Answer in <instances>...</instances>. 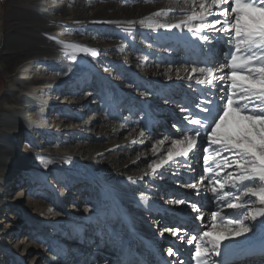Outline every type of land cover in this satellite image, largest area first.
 I'll use <instances>...</instances> for the list:
<instances>
[{
    "label": "bare ground",
    "instance_id": "1",
    "mask_svg": "<svg viewBox=\"0 0 264 264\" xmlns=\"http://www.w3.org/2000/svg\"><path fill=\"white\" fill-rule=\"evenodd\" d=\"M30 1L31 6L14 4L13 11L22 6L31 15V21L16 24L33 22L45 32L44 41L8 46L9 31L17 32L19 25H0V69L9 82L0 94V264H75L81 258V264H118L120 254L129 264L135 255L149 259L146 245L165 264L185 261L194 251L187 239L195 235L194 243H201L213 226V212L219 213L220 228L241 212L222 211L216 200L204 198L214 208L206 206L203 220H196L185 205L170 203L181 196L199 199L182 187L201 175L188 170L202 163L199 150L188 165L169 162L144 176L151 173L148 164L166 156L175 138L172 124L185 115L180 107L198 111L194 103L216 99L195 78L177 73L182 65L204 66L194 64L195 55L204 59V42L187 30L157 27L186 15L180 10L183 0ZM169 7L167 15H153ZM65 52H75L77 60ZM183 55H194V62ZM201 143L198 139V149ZM249 206L264 207L258 201ZM186 218L195 223V232L180 222ZM245 223L248 232L222 244L264 241V217ZM172 226L181 227L185 242L160 235ZM168 247L179 249L178 255L169 257ZM222 256L205 259L214 264ZM238 264H264L263 246Z\"/></svg>",
    "mask_w": 264,
    "mask_h": 264
},
{
    "label": "snow or ice",
    "instance_id": "2",
    "mask_svg": "<svg viewBox=\"0 0 264 264\" xmlns=\"http://www.w3.org/2000/svg\"><path fill=\"white\" fill-rule=\"evenodd\" d=\"M172 10L161 9L153 15H167ZM180 10L186 15L178 22L157 27L187 30L204 42L207 46L202 49L204 59L197 62L204 66L182 65L177 73L182 70L187 79L195 78V83L205 86V91L216 99L194 103L198 111L189 105L180 107L185 115L172 124L175 132L171 135L175 138L170 141L166 156L148 164L151 173L145 171L144 176L156 174L169 162L182 160L187 164L198 150L203 152L201 175L182 184L199 199L181 196L170 203L185 205L196 213V220L204 218L201 202L204 198L216 200L222 211L241 212V216L225 221L224 228L215 224L219 213L213 212V226L203 232L201 243H194L198 239L195 235L187 239V244L194 245L192 260L206 264L205 257L220 255L225 239L242 236L250 230L245 221L264 217V207L249 206L257 201L264 206V0H183ZM65 47L97 55L94 49L79 45ZM65 55L77 60L75 52ZM139 135L143 137L144 131ZM198 139L202 141L199 149ZM164 143L165 139L158 141L159 145ZM153 151L156 152L155 148ZM188 170L192 171L190 165ZM165 233L185 242L181 227H164L160 235ZM178 253L179 249L167 248L169 257ZM171 264L186 262L175 259Z\"/></svg>",
    "mask_w": 264,
    "mask_h": 264
},
{
    "label": "rangeland",
    "instance_id": "3",
    "mask_svg": "<svg viewBox=\"0 0 264 264\" xmlns=\"http://www.w3.org/2000/svg\"><path fill=\"white\" fill-rule=\"evenodd\" d=\"M16 3H23L25 6L27 5V6H31V1L30 0H0V25H1V23L3 24L4 23V21H6L8 24H10V25H14V23H15V25H19V27H16V28H18V31L16 32V30L17 29H15V30H10L9 32V34H8V37H7V40H8V46H13V45H15V44H20V45H25V44H33V42L35 41V40H37V39H39V41H38V43H40V41H44V37H45V32L43 31H39L40 29L38 28V27H36V25H34L33 24V22H30V25H26L25 26V23H17L16 24V22H18V21H20V20H27L28 18H29V20L31 21V15H30V11L29 10H27L25 7H19V8H16L17 9V11H16V9L13 11V7H14V4H16ZM46 7V6H45ZM20 9V10H19ZM24 10V11H23ZM14 12V13H13ZM25 12H26V14H25ZM29 13V14H28ZM12 14V15H11ZM25 14V15H24ZM15 16H17L18 18L16 19L15 18ZM24 17V18H23ZM26 18V19H25ZM21 22V21H20ZM27 24H29V22L27 23ZM21 25H22V27H21ZM24 25V26H23ZM25 27V28H24ZM33 27V28H32ZM22 28V29H21ZM37 28H38V30H37ZM34 30V31H33ZM16 33H18L17 35H16ZM43 33V34H42ZM57 33V34H56ZM19 34H20V36H19ZM61 34H63V33H58V32H55V36H57V38H59V39H63V35H61ZM14 35V36H13ZM32 35V36H31ZM16 36V37H15ZM37 37V38H36ZM20 38V39H19ZM22 38V39H21ZM31 38V39H30ZM36 38V39H35ZM29 39V40H28ZM28 41V42H27ZM33 46H35L34 44H33ZM184 57H185V61H187V60H189V62L190 63H193L194 61H193V57H194V55H192V56H188L187 57V55H183ZM195 57L196 58H199V61H200V59L202 58V55H198V56H196L195 55ZM62 58H64L65 59V56L63 55L62 56ZM202 60V59H201ZM198 61V62H199ZM194 64H198L197 62L195 63L194 62ZM8 85H9V82H8V77H7V75H5L2 71H1V69H0V94H2L6 89H7V87H8ZM199 94H202L203 96L205 95V92H202V91H199ZM59 97V96H58ZM60 102V101H59ZM52 103V102H51ZM56 104H58V103H56ZM56 104H51V105H49L50 107L49 108H53L54 109V107H56ZM59 105V104H58ZM49 108H46V110H45V115H47V113L50 111H48V109ZM106 108V107H105ZM48 111V112H47ZM80 111H81V109H80ZM80 111L78 112V114H77V116H79L80 114ZM160 128H161V126H159V130H160ZM167 131H168V129H166ZM166 130H164V127L163 128H161V132H166ZM57 132H60L59 134L61 135V133L63 134V131H57ZM44 135H42L40 138H39V142H41L42 143V137H43ZM201 153H202V155H203V152L201 151L200 152V155H201ZM187 165H188V163H187ZM202 165V166H201ZM202 171H203V161H202V163L201 164H199V165H197L194 169H192V173L190 172V175L192 174V175H196V176H198V175H200L201 173H202ZM196 172H197V174H196ZM78 196V195H77ZM62 201H63V203L66 205V202L67 201H65L63 198L61 199ZM204 200H202L201 202L203 203V205H204V207L203 208H205L206 206H207V208H209V209H213L214 208V202H212V201H210V204H207L209 201L208 200H206V201H204ZM199 206H200V204H198ZM187 219V221L185 220V221H180L181 223H183V226H186V227H188L189 229H190V231L191 232H195L196 231V226H195V223H194V225H193V223L192 222H190L191 220L190 219H188V218H186ZM190 226V227H189ZM195 227V228H194ZM194 248V247H193ZM191 251V250H190ZM189 255H190V252L187 254V255H185V258H183V259H185V262H187V263H189L188 262V260H189ZM192 255V254H191ZM191 257V256H190ZM105 258H108V255L107 254H105L100 260L102 261V260H106ZM83 260H85V259H83ZM115 260L117 261V263L118 264H124L123 263V257H121V255L118 257V256H116L115 257ZM237 260H239V259H237ZM89 261V260H88ZM81 262H82V258H81V260H78V262H76L75 264H81ZM85 262L87 263V260H85ZM129 264H132V263H129Z\"/></svg>",
    "mask_w": 264,
    "mask_h": 264
}]
</instances>
